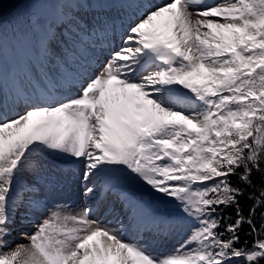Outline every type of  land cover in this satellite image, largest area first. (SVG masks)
Masks as SVG:
<instances>
[{"label":"snow or ice","instance_id":"6c2138e0","mask_svg":"<svg viewBox=\"0 0 264 264\" xmlns=\"http://www.w3.org/2000/svg\"><path fill=\"white\" fill-rule=\"evenodd\" d=\"M36 2L0 16V264H264V0ZM66 163L100 197L48 209ZM17 213L35 231L5 250Z\"/></svg>","mask_w":264,"mask_h":264},{"label":"rangeland","instance_id":"374dc122","mask_svg":"<svg viewBox=\"0 0 264 264\" xmlns=\"http://www.w3.org/2000/svg\"><path fill=\"white\" fill-rule=\"evenodd\" d=\"M167 2V0H148L144 3L149 4H161ZM37 9H41L39 5L37 6ZM37 9H34L32 11H36ZM48 9L42 8L41 11H47ZM138 10V9H137ZM31 11V12H32ZM119 12V9L117 10ZM129 11H133V9H129ZM140 11V10H139ZM138 11V13H139ZM138 13L135 12H129L127 13L126 17L124 18L125 24H127L130 20H132L134 17L135 19H139ZM121 17V15L116 16ZM119 19L117 20V23H119ZM119 37L116 38L115 43L116 46L119 47L121 44ZM106 55V53H105ZM10 60V58H8ZM10 63H7L5 65V68L7 69L8 65ZM23 111V109H21ZM65 167H62L64 171H57L55 173H45L43 175V178L41 179V183L44 182V180L51 182V187L54 189V191L49 192L47 188L44 190L46 192L45 198L48 201V209H54V207L57 204H68L71 205L73 209L81 208L85 203H93L98 200L100 197V194L97 193V196H93L91 198H86L82 194L83 190V180L79 175V172L76 171L79 169V165L72 164V163H66L64 164ZM69 169L73 171H68ZM30 178H35L32 176L31 173H29ZM153 200L152 198H150ZM117 208H119V205H116ZM24 209L21 208L20 212H23ZM49 212L47 209L37 214V221L39 219H42L46 216H48ZM93 219H100L102 222H107L109 219H113L112 216L108 214V212H105L103 214H100L97 212L96 215L92 217ZM15 221L18 223L17 227H19L22 231H18L15 233L12 231L11 235L6 237V239L9 241L8 248L5 250H11L14 249L17 245L20 244H27L28 241L22 236V233H28L31 234L35 231V227L33 224H21V216L19 213L15 216ZM15 227V229H17ZM186 234L181 235H169L166 239H159L156 241H153V250L157 254H165L168 252H171L174 248L178 247L182 239L184 238Z\"/></svg>","mask_w":264,"mask_h":264},{"label":"trees","instance_id":"16d2710c","mask_svg":"<svg viewBox=\"0 0 264 264\" xmlns=\"http://www.w3.org/2000/svg\"><path fill=\"white\" fill-rule=\"evenodd\" d=\"M16 1L15 0H0V12H3L5 11V9H11L14 7ZM171 205V204H170ZM227 212L231 213L232 212V209H227ZM247 225H245V230H247ZM247 239L249 242L252 241V237L251 236H247V237H244L242 235V238H241V243H243L244 239Z\"/></svg>","mask_w":264,"mask_h":264}]
</instances>
